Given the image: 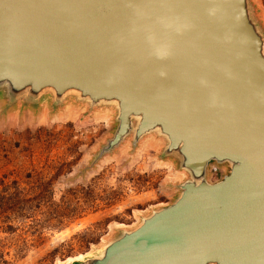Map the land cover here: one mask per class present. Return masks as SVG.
Here are the masks:
<instances>
[{
    "label": "water",
    "instance_id": "1",
    "mask_svg": "<svg viewBox=\"0 0 264 264\" xmlns=\"http://www.w3.org/2000/svg\"><path fill=\"white\" fill-rule=\"evenodd\" d=\"M0 89L114 105L189 179L79 264H264V36L248 0H0ZM229 172L206 181L210 163Z\"/></svg>",
    "mask_w": 264,
    "mask_h": 264
},
{
    "label": "rangeland",
    "instance_id": "2",
    "mask_svg": "<svg viewBox=\"0 0 264 264\" xmlns=\"http://www.w3.org/2000/svg\"><path fill=\"white\" fill-rule=\"evenodd\" d=\"M248 2L264 36V0ZM116 116L114 105L70 95L56 103L51 93L10 100L0 89V191L11 196L0 208V264H79L178 198L189 176L158 134L136 143L130 134L100 154ZM225 172L210 163L206 181Z\"/></svg>",
    "mask_w": 264,
    "mask_h": 264
},
{
    "label": "trees",
    "instance_id": "3",
    "mask_svg": "<svg viewBox=\"0 0 264 264\" xmlns=\"http://www.w3.org/2000/svg\"><path fill=\"white\" fill-rule=\"evenodd\" d=\"M211 164H213V163H211ZM227 174H228V172H225L224 175H223V177L226 176ZM10 187H13V188H16L17 189V187H18L17 182L16 181H13L10 184ZM7 188L8 187H3V189L0 191V208H3V207L6 208V209L10 208L8 206L10 205L9 201H10V197L11 196L7 194V192H6L7 191ZM12 229L13 228L10 225H8V226L5 227V231L12 230Z\"/></svg>",
    "mask_w": 264,
    "mask_h": 264
},
{
    "label": "crops",
    "instance_id": "4",
    "mask_svg": "<svg viewBox=\"0 0 264 264\" xmlns=\"http://www.w3.org/2000/svg\"><path fill=\"white\" fill-rule=\"evenodd\" d=\"M73 106H74V105H72V103H71V105L69 106V109H71V110L74 109ZM42 109H43V108H42ZM44 109H45V111H46V108H44ZM44 109H43L42 111H44ZM29 113H32V112L29 111Z\"/></svg>",
    "mask_w": 264,
    "mask_h": 264
}]
</instances>
